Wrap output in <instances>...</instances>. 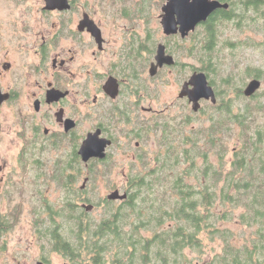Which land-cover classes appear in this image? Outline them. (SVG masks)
Listing matches in <instances>:
<instances>
[{"label":"flooded vegetation","instance_id":"flooded-vegetation-1","mask_svg":"<svg viewBox=\"0 0 264 264\" xmlns=\"http://www.w3.org/2000/svg\"><path fill=\"white\" fill-rule=\"evenodd\" d=\"M92 1L68 0L65 7L49 8L47 0H0V145L7 153L14 149L13 168L2 178L10 188L0 196L11 199L16 192L23 196V187L31 183L40 187L58 183L66 194L69 185L76 186L82 178L83 168L89 167L106 178L107 184L111 182L112 191L128 194L126 199L109 200L111 191L105 203L127 200L132 166H138L145 156L147 134L161 127L157 119L165 110L156 107L164 102L160 79L168 73L182 76L174 102L192 106L190 97L181 94L196 72H204L216 102H226L227 91L217 86L213 75L218 70L210 66L211 59H204L205 67L196 69L181 61L179 55L186 52L194 57L196 47L190 40L197 28L204 26L209 31L245 16L247 11L258 13L260 7L241 4L238 13L233 11L231 1L221 0L229 3V8L215 10L185 37L180 31L165 34L162 10L158 34L153 37L148 33L143 8L137 11L121 3L119 9L105 4L108 9L104 10V3ZM215 13L217 16L210 20ZM223 14L225 17L220 16ZM219 42L212 46H219ZM161 45L173 57V64L159 65ZM256 78L260 79L257 73L250 76L236 94H244ZM259 90L252 96L244 95L252 99ZM199 102L200 109L203 102L215 104L211 98ZM90 134L98 142H105V156L84 161L81 149ZM90 178L86 176L87 184L80 186L87 188L86 194ZM82 200L80 208L89 202L86 195ZM60 230L57 238L65 240ZM40 261L49 264L44 256L36 263Z\"/></svg>","mask_w":264,"mask_h":264},{"label":"trees","instance_id":"trees-1","mask_svg":"<svg viewBox=\"0 0 264 264\" xmlns=\"http://www.w3.org/2000/svg\"><path fill=\"white\" fill-rule=\"evenodd\" d=\"M223 1H231V7L258 4L264 12V0ZM216 31L206 30L196 46L203 60L215 55ZM233 104H212L209 126L193 133L180 135L189 118L177 127L165 123L155 164L146 156L142 168L133 164L129 198L107 201L98 221L80 208L87 188L69 185L64 207L49 209L44 239L68 264H264V121H259L264 108L248 105L236 113ZM233 125L241 127L236 150L229 144ZM63 219L68 234L60 240ZM235 221L240 232L226 226Z\"/></svg>","mask_w":264,"mask_h":264},{"label":"rangeland","instance_id":"rangeland-1","mask_svg":"<svg viewBox=\"0 0 264 264\" xmlns=\"http://www.w3.org/2000/svg\"><path fill=\"white\" fill-rule=\"evenodd\" d=\"M89 1L93 2L92 0ZM166 1L97 0V3H100V5L104 3V10L108 9L107 5L109 4L119 9L118 7L121 3L129 4L137 11L138 8H143L145 11L144 18L147 20L148 33L154 37L155 34H158L162 7ZM232 8L234 9L233 11L239 13L236 5ZM123 21L127 22L125 19ZM215 29L219 34L220 42L219 46L215 49V56L210 60V66L218 70V73L216 72V75H213L214 79L217 80V86L220 90L227 91V100L228 102H234L232 110L236 113L245 112L248 105L249 107L251 105L259 107L262 104L264 108V12L247 11L245 16L239 15L234 21L220 23L215 26ZM206 30L207 28L204 26L197 28L196 34L190 40V43L195 47H200L201 39L206 36ZM182 43L186 44V42ZM185 50H187L186 47ZM197 50L198 48L194 57L189 56L186 52H181L179 55L180 60L192 64L196 69H203L205 61L197 58ZM206 64L209 65V62H206ZM186 72L188 70L184 71L182 75L184 76ZM255 73L259 74L262 81L258 95L252 99L247 98L244 94L238 96L236 92L244 88L250 80V76H253ZM181 77H178L174 73H168L159 81V84L163 87L164 102H162V105L156 107L162 108L165 111L157 119L161 123L159 130L157 132L153 131L152 135L147 134V142L144 141L145 156L151 165L155 164L157 153H161L163 150V141L160 139V136L162 131L164 132V123L170 127H177L180 121L182 122L188 118L191 119V122L182 128L184 131H181L180 135L193 133L195 129L207 127L210 124L209 116L213 111L211 109V102H203L202 108L195 112L188 102H174L177 100L176 95ZM230 96L233 97L230 98ZM261 116L260 122L264 121V112ZM232 132L235 137L232 134L231 139H229L230 150H236L240 148L242 143L239 136L241 133L240 125H233ZM180 135L178 134L177 138ZM170 138L173 140L176 138V135L173 133ZM13 153L14 149L12 150L11 148L7 153L4 146L0 145V169L1 166H4V169L0 170V194H2L1 191L10 188V186L6 187L2 178H5L7 172H10L13 168ZM231 155L232 153L228 155L227 160L231 159ZM142 164L140 162L138 166L142 168ZM83 169L84 174L74 187L80 188L84 184L85 177L91 176L87 186L89 195H87L90 198L88 204H93L94 207L89 212L87 211L86 217L98 221L104 216L106 211L107 203L104 200H106L107 194L114 187H112L111 182L109 184L106 183V178L97 176V171H93L89 167H84ZM120 180L122 181L123 177H120ZM63 189L58 183L56 185L53 184L51 187H40L37 184L32 185L31 183L23 187L25 191L23 196L17 192L15 197L11 199L6 196L3 197V195L0 196V227L3 228L0 233V264H36L37 260L42 256L49 260V264H68L67 258L57 253L50 241L44 239L45 237L42 233L48 232L51 224V212L49 210L51 206L59 210L61 205L64 207L66 204V197L68 198L69 191L67 190L65 194ZM11 191L14 192L15 190ZM116 204L120 203L116 202ZM55 219L59 222L61 218L56 217ZM62 222H64V226L62 227L63 235L67 237L66 219H63ZM226 226L233 228L237 232L241 230L240 224L236 221L234 223H227Z\"/></svg>","mask_w":264,"mask_h":264},{"label":"water","instance_id":"water-1","mask_svg":"<svg viewBox=\"0 0 264 264\" xmlns=\"http://www.w3.org/2000/svg\"><path fill=\"white\" fill-rule=\"evenodd\" d=\"M68 0H47L49 8L65 7ZM229 3L222 2L221 0H167L162 10V25L164 27L165 34H174L180 31L182 36H187L196 27L206 21L209 16L219 8H229ZM157 61L159 65L163 66L165 63L173 64L174 59L171 55H167L164 46H160L159 53L157 55ZM152 73H155L157 66L154 67ZM262 85L260 79H253L246 87L244 94L252 96L256 93ZM192 87V89H191ZM182 96L188 95L190 97L192 108L194 111H199L201 107L200 99H212L213 103H217V98L213 87L209 84L207 75L204 72H196L191 79L185 83ZM1 103V98H0ZM106 147L105 142L100 143L97 141L95 135L90 134L84 141L81 149V154L84 161H88L92 157H104V149ZM87 184L85 179L83 187ZM127 193L121 194L117 189L112 191L108 195L109 200L126 199ZM83 207L90 211L93 209V204L84 203ZM36 264H45L40 261Z\"/></svg>","mask_w":264,"mask_h":264}]
</instances>
